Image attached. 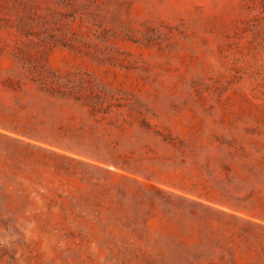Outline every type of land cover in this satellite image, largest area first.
Listing matches in <instances>:
<instances>
[{"label":"rangeland","instance_id":"1","mask_svg":"<svg viewBox=\"0 0 264 264\" xmlns=\"http://www.w3.org/2000/svg\"><path fill=\"white\" fill-rule=\"evenodd\" d=\"M0 264H264V0H0Z\"/></svg>","mask_w":264,"mask_h":264}]
</instances>
